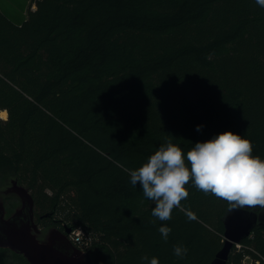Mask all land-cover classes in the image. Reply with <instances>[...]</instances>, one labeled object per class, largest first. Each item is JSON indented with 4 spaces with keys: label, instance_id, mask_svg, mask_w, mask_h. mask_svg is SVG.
Returning a JSON list of instances; mask_svg holds the SVG:
<instances>
[{
    "label": "trees",
    "instance_id": "1",
    "mask_svg": "<svg viewBox=\"0 0 264 264\" xmlns=\"http://www.w3.org/2000/svg\"><path fill=\"white\" fill-rule=\"evenodd\" d=\"M2 111L0 187L17 179L28 188L45 227L54 219L61 229L84 227L91 264H148L144 255L211 264L225 243L228 202L190 182L185 211L162 222L126 170L167 140L186 155L226 131L264 160V8L255 0H0ZM162 226L172 229L167 242ZM174 245L187 255L176 257ZM0 264L29 262L0 248ZM227 264H264V228L234 245Z\"/></svg>",
    "mask_w": 264,
    "mask_h": 264
},
{
    "label": "clouds",
    "instance_id": "2",
    "mask_svg": "<svg viewBox=\"0 0 264 264\" xmlns=\"http://www.w3.org/2000/svg\"><path fill=\"white\" fill-rule=\"evenodd\" d=\"M264 8V0H255ZM202 125L196 126L201 131ZM250 140L231 131L222 132L205 142H196L187 151L167 140L139 168L127 169L133 186L139 183L143 195L154 202L152 216L159 221H169L174 209L185 211L182 201L189 197L185 185L190 182L205 195L212 194L229 204V210L264 209V160L253 156ZM188 219H196L186 212ZM172 229L159 228L162 239L167 242ZM188 249L174 245L173 254L183 258ZM148 264H159L156 257Z\"/></svg>",
    "mask_w": 264,
    "mask_h": 264
},
{
    "label": "water",
    "instance_id": "3",
    "mask_svg": "<svg viewBox=\"0 0 264 264\" xmlns=\"http://www.w3.org/2000/svg\"><path fill=\"white\" fill-rule=\"evenodd\" d=\"M10 197L18 199L19 205L7 216L4 202ZM34 207L31 192L17 179L0 188V248L24 256L29 264H91V254L69 240L70 227L65 232L51 228L41 233L34 222ZM222 221L225 243L211 264H227L234 245L248 238L255 228H264V209L228 208Z\"/></svg>",
    "mask_w": 264,
    "mask_h": 264
},
{
    "label": "built area",
    "instance_id": "4",
    "mask_svg": "<svg viewBox=\"0 0 264 264\" xmlns=\"http://www.w3.org/2000/svg\"><path fill=\"white\" fill-rule=\"evenodd\" d=\"M71 229L68 234L70 241L81 251L90 253L94 245L90 233L82 226L71 227ZM236 246L240 247V244H236Z\"/></svg>",
    "mask_w": 264,
    "mask_h": 264
},
{
    "label": "flooded vegetation",
    "instance_id": "5",
    "mask_svg": "<svg viewBox=\"0 0 264 264\" xmlns=\"http://www.w3.org/2000/svg\"><path fill=\"white\" fill-rule=\"evenodd\" d=\"M10 198H14V197H10ZM17 201H19L18 199H16ZM9 201V198L5 199V202H4V205H5V209H6V212H7V216H9L11 213H13L15 211V209L18 207L19 205V202L18 204H16V206L12 209V211H8L7 210V202ZM47 216V215H46ZM45 216V217H46ZM49 217V216H48ZM55 223L54 225L50 226V227H45L40 220H38L37 216H36V213H35V207H34V222L35 224L37 225L38 229L41 231V233H45L47 230L51 229V228H58L59 230H61L62 232H65V229H61L60 228V225L57 223V220L54 219ZM68 236V235H67ZM69 238V237H68ZM70 240V239H69Z\"/></svg>",
    "mask_w": 264,
    "mask_h": 264
},
{
    "label": "rangeland",
    "instance_id": "6",
    "mask_svg": "<svg viewBox=\"0 0 264 264\" xmlns=\"http://www.w3.org/2000/svg\"><path fill=\"white\" fill-rule=\"evenodd\" d=\"M32 9V10H34L35 8H36V6L34 5V3L31 1V2H29V7H27V9ZM27 14H28V11H27ZM7 119H8V113H7ZM7 119H5V120H7ZM5 185H9V183H6ZM4 185V186H5ZM0 188H2V187H0ZM18 202L19 201H17L16 203L18 204ZM71 228V227H70Z\"/></svg>",
    "mask_w": 264,
    "mask_h": 264
},
{
    "label": "bare ground",
    "instance_id": "7",
    "mask_svg": "<svg viewBox=\"0 0 264 264\" xmlns=\"http://www.w3.org/2000/svg\"><path fill=\"white\" fill-rule=\"evenodd\" d=\"M0 117L2 118V119H7V112L6 111H2L1 113H0Z\"/></svg>",
    "mask_w": 264,
    "mask_h": 264
}]
</instances>
